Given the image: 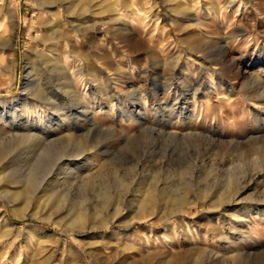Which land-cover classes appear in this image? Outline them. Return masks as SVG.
Returning <instances> with one entry per match:
<instances>
[{"label": "rangeland", "instance_id": "374dc122", "mask_svg": "<svg viewBox=\"0 0 264 264\" xmlns=\"http://www.w3.org/2000/svg\"><path fill=\"white\" fill-rule=\"evenodd\" d=\"M11 1L13 31L0 0L1 43L15 34L14 47L0 48V119L21 108L47 37L38 27L56 21L38 19L36 0ZM120 7L122 33L104 26L102 9L88 22L64 12L62 24L85 38L90 59L69 87L77 100L51 76H43L45 91L83 132L5 170L0 264H264V0ZM44 114L29 122L45 126L52 116ZM10 124L0 122L1 132ZM21 147L0 144L1 160ZM254 169L262 171L248 179ZM182 201L192 204L170 218ZM78 214L81 235L66 223ZM167 234L171 246L163 247ZM154 240L160 246L147 250Z\"/></svg>", "mask_w": 264, "mask_h": 264}, {"label": "bare ground", "instance_id": "6f19581e", "mask_svg": "<svg viewBox=\"0 0 264 264\" xmlns=\"http://www.w3.org/2000/svg\"><path fill=\"white\" fill-rule=\"evenodd\" d=\"M2 2L5 4L7 14H9V17L11 20L10 21L11 28L13 31L16 28L15 23H17L16 22V6L12 4L11 0H2ZM120 4H121V0H36V10L37 11L35 14L38 16V19L43 20V19H48L49 17H51V18H55L56 21L52 22L49 19L48 22H45L44 24H42L41 26L38 27L39 30L42 29V31H45L47 37L42 42L43 53H41V55L39 54L40 56H38V59L40 60L39 65L36 68H34V67L28 68V73L25 77V81H24V84L22 86V92L20 95L21 96L20 99H22V103H20L21 108L12 110L8 113H5L3 119H0V122L10 121V123H11L9 125L10 126L9 130H7L5 133L1 132V130H0V136L4 137L3 141H1L0 144L11 143L13 141H20V144L22 145L21 152L15 153L14 156H10L6 160H1V154H0V182L1 181L4 182L2 176L5 172V170L11 168L17 162H19V163L31 162L33 160L34 156L37 154V151L34 150L36 147H41L42 144H44V143L46 146H48V145H51L52 143H55V142H61L62 139H64V138H67L69 140H73L77 137V135H74V132H77V131L83 132V130L77 129L78 123L74 120V117L69 118L70 116H72V113L68 109H67L68 112L63 113L62 109L59 108L60 104L58 102H56V100L52 99V97H50V95H48L45 91V89H46L45 79L46 78H44V77L45 76L46 77H48V76L54 77L55 80H58V81L61 80L63 82L62 84L64 85L65 93L73 101V99H75L76 96L75 95L72 96V92H70L69 87L75 78H77L78 76H81L83 73H85V68H83V67L86 66L87 62H89V59H90V52L83 50V48L85 47V44H84L85 38L83 36L79 35L77 32L72 31L71 28L67 24H62L63 23L62 21H64V16H63L64 12L69 16V18H70V16L72 18H74L75 21L88 22V21H90V19L92 17L95 16V14L100 9H102V12H108V18H107L106 22L104 23V26L105 25L106 26L107 25L113 26L112 30L122 33V32H124L125 29L123 30V27L120 28L121 27L120 25H124V23H126V22L122 18L123 11H122V8L120 7ZM103 8H104V11H103ZM144 13H145V11H144ZM190 20H193V18H191ZM75 21H70V22H71V24L76 25ZM133 24H135V23H133ZM1 26H0V48L4 49L6 46L14 47L15 34H13L8 39V41L6 40V43L5 42L1 43V41H3L2 38L4 37V36L2 37V35H1V29H2ZM33 28H35V26L31 27V29H33ZM79 29L80 28H78V30ZM92 29L93 28L90 27V28L86 29V31H90ZM233 40H234V37H233ZM39 60H38V62H39ZM81 60L84 61L85 63H83V64L81 63V65H83L82 68L80 67L79 69H77L78 66H80L79 65L80 62H82ZM176 60L179 61V59H176ZM36 64H38V63H36ZM70 67H71V71H70ZM75 68L77 70H75ZM72 69H74V70H72ZM186 72L187 71H182V74H186ZM173 76H176V75H173ZM186 82H187V80H185V83ZM196 86H197L196 91H200L201 84L196 83ZM188 89H190V86L188 87ZM218 90L219 89H217V91ZM75 100H77V99H75ZM48 111L50 112L52 119L49 118V120L47 121V124L45 126H40V125L35 124L34 120L31 123L29 122V119H30L29 117L34 115V114L41 116V120H44L45 119L44 113L48 112ZM193 118H194V116H193ZM193 118L191 117V119H193ZM170 123H172V122H169V124ZM65 129H67V131L71 132V133L67 134L68 133L67 132L65 135L64 134ZM89 150H91V149H89ZM92 150H93V148H92ZM89 155H91V153ZM92 159H93V157H89L88 161H90ZM67 165L72 166V162L68 163ZM67 165H66V167H67ZM63 171H66V169H64ZM260 171H262V169L261 170L254 169L253 171L248 173L247 178L248 179L253 178ZM181 199L182 198H180V200ZM145 204H147V202ZM191 204H192L191 202L182 201L179 204L177 211H175L176 213L173 216H170V218H174V217L176 218V217L182 216L183 214H185L183 209H185V207H187V206H191ZM175 206H177V205H175ZM174 210H175V208H174ZM74 213H72V214H74ZM247 216H248V214L244 215V218ZM138 219H139V217H138ZM66 223H67V226H69L70 228H72V227L77 228L78 227V229H79L78 234L81 235L83 233V231L85 233L86 228H84V224L86 223V220H85V217L83 214H78L75 217H73L72 219L71 218L69 219V217H68V220ZM114 223H115V221H113L111 224H114ZM78 225H80V227ZM108 227H107V225H103V226H101L100 229H104V228H108ZM70 228H69V230H70ZM65 229H66V227H65ZM90 229H92V228H90ZM93 230H94V228H93ZM231 231H234V229H232ZM113 235L116 236V234H113ZM188 239H189L188 240L189 243L192 245V244H194V242H196L197 237L189 235ZM154 241H156V242H154V243H151L150 241L146 242V249L147 250H150L154 247L160 246L158 244L157 240H154ZM170 242H171L170 235H168V234L166 236L164 235L162 246L163 247H165L167 245L171 246ZM230 244H233V242H230ZM105 245H107V244H104V246ZM125 248L132 249V248H128V247H125ZM72 249L73 248L70 247L69 250H72ZM92 249H93V247H92ZM74 252H75L74 254H76V256H77L78 255L77 251L75 250ZM94 253L90 252L91 256H94Z\"/></svg>", "mask_w": 264, "mask_h": 264}]
</instances>
